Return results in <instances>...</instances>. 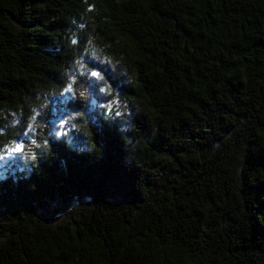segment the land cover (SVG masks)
<instances>
[{"label": "trees", "instance_id": "trees-1", "mask_svg": "<svg viewBox=\"0 0 264 264\" xmlns=\"http://www.w3.org/2000/svg\"><path fill=\"white\" fill-rule=\"evenodd\" d=\"M0 155V264H264V0H0Z\"/></svg>", "mask_w": 264, "mask_h": 264}, {"label": "snow or ice", "instance_id": "snow-or-ice-1", "mask_svg": "<svg viewBox=\"0 0 264 264\" xmlns=\"http://www.w3.org/2000/svg\"><path fill=\"white\" fill-rule=\"evenodd\" d=\"M93 75H97L96 73H92ZM119 114V113H117ZM23 148V145L22 144H15L13 147L9 148L7 150L8 153H11V152H18V151H21ZM4 159V156L3 155H0V160H3Z\"/></svg>", "mask_w": 264, "mask_h": 264}, {"label": "rangeland", "instance_id": "rangeland-1", "mask_svg": "<svg viewBox=\"0 0 264 264\" xmlns=\"http://www.w3.org/2000/svg\"><path fill=\"white\" fill-rule=\"evenodd\" d=\"M10 155H11V153L9 154V156H10ZM3 161H6V159L4 158ZM1 163H3V162L0 161V164H1Z\"/></svg>", "mask_w": 264, "mask_h": 264}]
</instances>
